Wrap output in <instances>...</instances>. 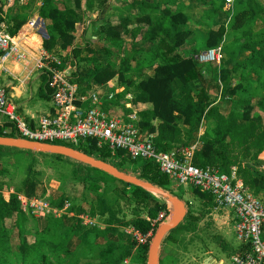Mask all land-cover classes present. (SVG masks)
Wrapping results in <instances>:
<instances>
[{"label":"trees","instance_id":"obj_1","mask_svg":"<svg viewBox=\"0 0 264 264\" xmlns=\"http://www.w3.org/2000/svg\"><path fill=\"white\" fill-rule=\"evenodd\" d=\"M36 1L31 0L28 7L18 4L21 9L16 13L10 11L4 20L1 8L6 0H0V24L6 22L12 36H16L27 23ZM83 1L63 0V6L59 7L54 0H45L39 9L40 17L50 22L47 26L49 38L43 43L45 51L55 53L57 49L75 47L78 26L85 21ZM131 6L138 11L135 20L128 15H110L103 19L109 0H85L87 13L98 12L99 18L92 20L86 29L85 46L75 47L71 57L62 58L63 64L72 60L78 63V72L73 75L72 82L78 86L79 96L90 97L95 93L93 83L101 87L116 81L125 91L117 95L116 100L105 102V112L120 108L124 114L130 113L125 103L127 96L132 94V113L139 117V130L142 135L154 137L160 152L181 151L200 141L194 157L195 166L215 168L227 175L236 169L248 190L255 197L264 198V171L260 172L253 165L264 160V92L259 94L264 91V29L257 30L259 21L264 22V9L259 0H236L228 11H225V0H141ZM196 10L203 13L196 15ZM220 13L228 20L219 25ZM195 15L211 28L203 51L217 49L229 36L235 37L234 51L229 53L225 44L223 49L224 60L232 67L224 65L213 71L209 85L196 60L203 51L183 50L194 34L190 26ZM101 21L105 24L99 28L97 25ZM127 36L134 40L141 36V42L135 44L131 54L125 47ZM93 37L98 40L94 41ZM241 40L247 41L242 43ZM248 53L250 56L242 61L241 57ZM142 55L145 59H138ZM147 70H153L154 76L148 75ZM43 80L41 91H47L45 97L48 99L52 92L47 77L43 76ZM213 83L219 99L210 94ZM216 101L220 102L216 104ZM203 123L206 132L198 138ZM61 146L110 163L123 172L132 171L138 178L166 191H171L176 184L161 173L154 162L132 161L124 151L112 157L107 148H97L95 140L82 141L77 147ZM39 159L46 168L57 173L60 182L76 180L83 184L82 202L88 203L93 197L88 213L103 227H85L78 218L69 219L65 215L61 218L47 216L42 219L45 228L40 229L41 220L23 211L19 195L36 197L39 173L35 170L42 163ZM0 165L4 166L0 178L12 170H21L27 177L9 201L0 189V264H122L126 259L132 264H147L149 244L138 246L125 229L133 227L148 234L152 228L147 218L157 220L160 213L167 215V203H161L143 189L61 156L0 148ZM190 191L207 204L209 212L214 211L211 196L193 187ZM49 202L57 209L70 203L69 212L87 213L82 205L73 203L65 194ZM143 206H149L147 217L140 212ZM126 208H132V219H128ZM200 221L188 217L186 225L169 234L160 264H178V235L196 232ZM74 238L79 239L80 245L73 252L69 244ZM220 245L228 252L224 242ZM247 251L246 246L239 252Z\"/></svg>","mask_w":264,"mask_h":264},{"label":"built area","instance_id":"obj_2","mask_svg":"<svg viewBox=\"0 0 264 264\" xmlns=\"http://www.w3.org/2000/svg\"><path fill=\"white\" fill-rule=\"evenodd\" d=\"M26 1L6 0V6L13 8L17 4H25ZM235 1L225 0L228 7ZM2 17L6 20L7 13H3ZM36 23V20L31 19L26 25L28 30H22L16 36H12L6 22L0 24V61L24 64L31 75L46 76L52 92L53 108L37 121H27L18 113L7 89L0 84V137L74 147L82 141L95 140L97 148H107L112 157L124 151L132 161H152L161 173L173 179L178 186L193 187L202 194L211 196L215 212L234 215L237 240L249 247L250 251L233 255V264H264V198H257L248 190L238 177L236 169L227 175L215 168L200 169L195 166L194 157L199 150L200 141L181 151L160 152L153 136L141 134L138 115L131 112L117 116L105 112V102L116 100L117 95L123 91L98 90L90 97H80L78 86L72 82V69L75 67L73 60L63 64L61 59L45 50L32 58L24 48L23 43L29 32L35 31ZM223 57L224 50L221 46L201 52L196 60L206 76V67L220 65ZM132 101L133 98L127 96V110H133ZM205 128L203 123L199 131L200 137L204 135ZM20 202L23 211L36 219H45L47 216L61 218L68 215L71 208L70 203L63 209L54 208L46 197H23ZM162 218L163 214L157 220L147 219L152 229L146 235L133 227L126 228L125 233L138 246L150 245ZM79 219L85 227L98 226L97 220L87 213L80 215ZM122 264L132 263L130 259H126Z\"/></svg>","mask_w":264,"mask_h":264},{"label":"crops","instance_id":"obj_3","mask_svg":"<svg viewBox=\"0 0 264 264\" xmlns=\"http://www.w3.org/2000/svg\"><path fill=\"white\" fill-rule=\"evenodd\" d=\"M140 1L141 0H132V1L126 0V1H124V3H121L123 1L116 2L115 0H113V2L115 4H117V6L115 5L116 7L113 8V9L117 8L116 9L117 10L116 14L114 16L119 17L121 15H125V16L128 15L130 17V19L135 20L137 18V16H138V11L135 10L131 5H133V3H135V2H140ZM179 1L182 2L183 0H179ZM44 2H45V0H37L33 4V12H32V14L30 15L27 23L19 31V32H21L22 30H26L27 31L28 27L26 25L28 24V22L31 19H34V20L37 21L35 31L29 32V34L27 36V40L23 43L24 48L26 49V51L29 52V54L32 56V58L35 57V56H38L42 52V50H44L43 43H44L45 40H47L49 38V35H48V38H45V32H47V26L50 24V22L42 19L40 17V12H39V9L43 7ZM113 2L110 3L111 6L114 5ZM30 3H31V0H27L25 4H23V5L19 4V6L28 7L30 5ZM54 4L59 6V7L60 6L62 7L63 6V0H54ZM84 4H85V0L83 1V5ZM110 4H109V6H110ZM122 4H125V6H123ZM1 9H2V13H7V16H8L10 11L13 10V13H16L21 8L18 7V4L15 5L13 8H8L6 6V3H5ZM84 10H85V13H87L85 5H84ZM198 12L199 13L200 12L203 13V11L196 10L195 14L196 15H201L202 14V13L199 14ZM88 14L92 15L93 18L98 19L97 16H96V14L98 15V12L88 13ZM196 15L193 18V25L190 26V28H191V30L193 31L194 34H193L192 38L190 39V41L187 43V45L183 48V50L187 51V52L192 51L195 48L198 49L197 46H198L199 42L197 43V40H199V41L201 40L203 46H205L206 39H207V37L209 35V32H210V30L207 28V22L203 20V22L200 23V21H202V19L196 17ZM87 16L88 15L86 14L85 15V21L87 20ZM221 17L219 16L218 19H217V23L219 25L222 24V22H223ZM93 18H90L88 20V24H90V22L92 20H96V19H93ZM195 18H197V20ZM85 21H84V23L82 25L78 26V31L75 34L76 37H77V41H76L75 47H83V46H85L84 34H85L86 29H87V27L85 26ZM204 26H206V27H204ZM80 30H83V32H80ZM93 31H94V28H93ZM145 31H146V29L143 30L142 35H144ZM35 35L36 36L40 35L41 39H42L41 43H40V46H37L38 48H35L33 45H31V41H32V39H34L33 36H35ZM82 36H83V38H82ZM140 37L141 36H139L138 39H135V40L133 39L132 36L125 37V40H126V46L125 47H126V51L128 53L131 54L134 51V49H135L134 48L135 44L138 43V42H141L140 41L141 40ZM93 40L97 41L98 39L96 37H93ZM127 41L131 42L130 43L131 45L128 46L127 45ZM75 47H69L66 50L57 49V50H55V53H50V54L62 60V58H67V56L71 57L70 55H71V53H72V51H73V49ZM127 47H130V50H128ZM223 61H224V65H226L227 62L224 60V57H223ZM222 62H221V64H222ZM221 64L220 65L213 64V65H209V66L206 67V71H207V75L205 77L206 85L210 84V82H211V80L213 78L212 77L213 71L216 72V70H218L221 67ZM31 65L33 67L34 63L32 62ZM74 65H75V67H74V69H72V71L74 72L73 75L78 72V63H74ZM146 73L148 75H150V76H154V71L153 70H147ZM43 81H44L43 80V76L40 77L39 75H31L27 71V68L24 66V64L23 65L22 64L21 65L20 64L17 65L16 63H14L12 61H7V62H4V63H1V61H0V84L7 89L8 93L11 96L12 102L14 103V105L17 108L18 113L22 117L27 119V121H30V122H32L33 120L37 121L41 116H43L45 114H48V113H50L52 111L53 105H52V97H51V95H49L50 98L47 99V97H45V94H47V91H45V89H44V91H41L42 90ZM35 83H39L40 84V86H38V93H37L38 98L36 97V94H35L36 92H34ZM110 85H111V82L109 84L105 85V86L99 87L98 84L93 83L92 87L96 91L103 90L104 92H107L106 90H111L110 89ZM123 89H125V88H123ZM124 91L125 90H123V92ZM209 91H210V94L212 95L215 92L214 87H211V85H210ZM128 96H131L132 98H134L132 94H129ZM216 96H217V99L220 98V97H218L219 96L218 93H217ZM219 102L220 101H216V104H218ZM121 111H123V110H121L120 108L117 109L116 111L115 110H111L110 114L119 116L121 114ZM130 113H128V114H130ZM122 114H124V113H122ZM205 132H206V128H205ZM198 138H200V134H199ZM198 140H200V139H198ZM248 163H250V162H248ZM253 165L260 172L264 171V160H260L258 165H256V164H253ZM1 191L3 192V195H4L5 199H6V201H9L10 200V196L12 194H15V192L9 191L6 186H4V189L1 190ZM36 196L37 197H46L49 201L50 200L57 201V200L62 198L63 194L61 192H59V191H56V190L50 192V190H48L46 188V186H44V188L42 187V188H38L37 189ZM23 197L27 198L26 196H24L22 194V195H19V200H21V198H23ZM88 200H89L88 203L87 202H82V201L80 202V205H82V208L87 212V214H89L88 213V211L90 209L89 204H90V202L93 201V197H90ZM68 213H69L68 214L69 219H77V218L79 219L80 215H85L86 214V213H82V214L78 215L75 212H68ZM145 217H147V216H145ZM233 217H234V215H233ZM94 219H97V218H94ZM40 220H41L40 224H39L40 225V229H44L46 225L42 221V219H40ZM232 221H233V224L235 226L234 218L232 219ZM97 222H98V220H97ZM10 224H11V227L14 226V219H13V221ZM98 226L103 227L102 225L99 224V222H98ZM234 234H235V231H234ZM235 236H236V234H235ZM71 243H72V246H69V248L71 249V251L74 252L78 248V246L80 245V241H79L78 238H74L71 241ZM245 247H246V245H244V244L239 242V244L235 248V251H234L235 254L236 253H240L239 251H241L242 249L244 250ZM248 251H250L249 247H248Z\"/></svg>","mask_w":264,"mask_h":264},{"label":"rangeland","instance_id":"obj_4","mask_svg":"<svg viewBox=\"0 0 264 264\" xmlns=\"http://www.w3.org/2000/svg\"><path fill=\"white\" fill-rule=\"evenodd\" d=\"M111 1L113 2V0H109V4L112 3ZM121 1H123L121 3H124V1L126 0H121ZM259 2L264 9V0H259ZM115 5L117 6V4L115 3L113 6H111L110 4L108 11L106 10L105 12H103V15H104L103 19L105 18L106 15L107 16L112 15V17H114L117 11L116 10L117 8L113 9L114 7H116ZM122 5L125 6V4H122ZM1 7H2V4L0 3V8ZM228 10L229 8L226 7L225 11H228ZM201 13L202 12H200L199 14ZM86 14L88 16H87V20L85 21V26L88 28L90 25L88 24V20L93 17L92 15H89L88 13ZM99 15H100L99 13L98 15L96 14L97 18H99ZM219 16L220 17L222 16L221 19L223 21L225 20L224 21L225 23L227 22L228 19L227 18L225 19V16L222 13H220ZM93 19H96V18H93ZM195 19L197 20V18ZM262 20L264 21V16L262 17ZM259 22L260 24L257 30L262 31L264 29V22H261V21ZM104 24L105 22L101 21V22H98L97 26L101 28L103 27ZM207 28L210 30L208 26ZM80 32H83V30H80ZM33 38L34 39H32L31 45H33L35 48H38L37 46H40V43L42 40L41 36L35 35L33 36ZM234 39L235 37L231 35L226 39V42L224 43L226 50L229 49L228 51L229 53H230V50L234 51V46L232 45V42ZM241 41L242 43H245V41L247 40L245 41L241 40ZM130 43L131 42L127 41L128 46L131 45ZM197 43H198V46H197L198 49L203 51L204 46L202 44V41L197 40ZM224 44H223V49H224ZM127 49L130 50V47H127ZM249 56H250V53L245 54L244 57H241V60L244 61V59H246V57H249ZM138 59L144 60L145 55L138 57ZM221 66H224V61L222 62ZM226 67L231 68L232 67L231 63L227 62ZM239 82L237 81V83ZM253 83L255 82L253 81ZM38 86H40V84L35 83L34 92H36L35 94L37 98H38V95H37ZM213 87L215 88L214 83H213ZM110 89L112 92H114L115 90L116 91L119 90L121 92L125 90L123 88L118 87L116 81L111 82ZM263 92L264 91L262 92L260 91L259 94L261 95L263 94ZM245 94H247V92ZM216 95H217V92H214L212 94V96L217 98ZM122 113L123 112L121 111V114ZM40 161L42 162V160ZM3 168L4 166L0 165V171ZM35 172L39 173V177H37V180L39 181L37 188H42V187L44 188V186H46V188L50 190V192L54 190L59 191L63 194V196L65 194V196H67L68 199L72 201L73 203L80 204V202L83 200V197L85 194L83 184L77 183L76 180H70L69 182H66V183L60 182L58 179L59 176L57 175V173L53 171L52 169L46 168L43 165V162L39 163L36 166ZM70 172L71 170L69 171V173ZM127 174L137 177V175H135L132 171L131 172L129 171V173L127 172ZM26 178L27 177H26L25 172L21 170H17V171L12 170L10 174H8L7 176L0 178V189H4L3 187L6 186L9 191L16 192L17 187L21 186V184L24 183ZM190 190H191V187H180L177 184H175L173 185V188L171 189V191H168L172 195L181 199L186 204V207L188 209V214L182 225H186L187 223L186 220L188 219V217H190L191 219H194L195 221H197V219H201L200 223L198 224V230L196 232H193V233L189 232V233H183V234L181 233L180 235H178L177 237L178 243H179L178 244L179 245L178 256H177L178 264H204V262L211 257L214 259V262H212V264H220L221 262L225 264H233V262L231 261V257L234 254L232 252L235 251L236 246L239 244L237 237L234 234V224L232 221V219L234 218L233 215L230 213H226V212H215V211L209 212L210 210L206 208L207 204H205L198 197L191 195ZM155 198L161 203H167L165 200H163L160 197L155 196ZM167 205H168V214L166 215L164 213H160V215L163 214V218L160 221V226L163 224H167L170 221L172 205L168 203ZM148 207L146 208L143 206L140 208V212L143 217L147 216ZM126 211H127L128 219H132L133 218L132 208H126ZM221 242H224L225 245H227L228 252H225L223 245H220ZM69 246H72V243H70Z\"/></svg>","mask_w":264,"mask_h":264},{"label":"water","instance_id":"obj_5","mask_svg":"<svg viewBox=\"0 0 264 264\" xmlns=\"http://www.w3.org/2000/svg\"><path fill=\"white\" fill-rule=\"evenodd\" d=\"M45 38H48L47 32H45ZM0 148L29 151L45 155L61 156L66 159L88 166L94 170L105 173L110 177L125 184L143 189L144 191L154 196L162 198L168 204H171L172 210L170 214V221L167 224L159 226L158 230L156 231L149 245L147 264H160L161 253L165 240L172 231L179 228L184 223L187 217L188 209L186 207V204L178 197L172 195L170 192L159 188L148 181L127 174L126 172L121 171L110 163L96 159L74 148L3 137H0ZM212 262H214V259L211 257L207 259L204 264H212ZM220 264L224 263L221 262Z\"/></svg>","mask_w":264,"mask_h":264},{"label":"clouds","instance_id":"obj_6","mask_svg":"<svg viewBox=\"0 0 264 264\" xmlns=\"http://www.w3.org/2000/svg\"><path fill=\"white\" fill-rule=\"evenodd\" d=\"M225 264V263H224Z\"/></svg>","mask_w":264,"mask_h":264}]
</instances>
